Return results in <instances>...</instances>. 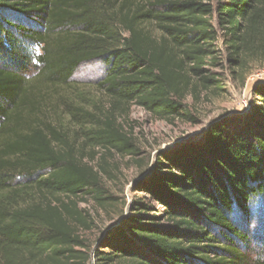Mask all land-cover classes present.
I'll return each mask as SVG.
<instances>
[{"label": "trees", "instance_id": "trees-1", "mask_svg": "<svg viewBox=\"0 0 264 264\" xmlns=\"http://www.w3.org/2000/svg\"><path fill=\"white\" fill-rule=\"evenodd\" d=\"M220 44L228 79L212 71ZM254 56L264 57V0H0V264H264L245 254L232 218L264 202V83L244 116L158 151L137 182L144 195L94 251L80 233L93 220L77 201L113 200L105 157L93 164L99 150L139 153L120 121L130 104L196 123L185 103L192 78L199 93L221 95ZM94 59L106 68V106L74 89L46 103ZM61 112L68 125L48 117Z\"/></svg>", "mask_w": 264, "mask_h": 264}, {"label": "rangeland", "instance_id": "rangeland-1", "mask_svg": "<svg viewBox=\"0 0 264 264\" xmlns=\"http://www.w3.org/2000/svg\"><path fill=\"white\" fill-rule=\"evenodd\" d=\"M31 51L33 55H36L40 52V48L32 45ZM224 55L225 50L220 44L217 56L222 59L217 66L212 68V71L218 73L219 77L228 79L230 67L223 59ZM105 72L106 68L100 59L83 63L73 75L71 85L49 91L46 103L51 106L59 96H71L74 89V91L85 92L106 106L107 97L98 85ZM34 73L35 70L29 76ZM196 83V78H192L185 98V103L192 106L198 118L196 123L178 118L171 121L161 120L138 105L130 104L127 112L120 116V121L125 130L134 138L139 153L136 156L123 157L116 153L106 154L101 150L98 151L93 164H100L101 157H105L106 172L102 173L101 182L106 194L110 195L113 200H108L107 204L101 206L91 196L77 199L78 207L93 220L90 229L80 228L87 247H90L92 251L100 240L127 218L132 201L139 195H144L143 192L136 190L137 182L149 175L158 151L172 150L181 144L198 142L211 122L219 121L229 115L244 116L249 111L256 100L252 87L255 84L264 83V57L248 58L240 79L237 83H232L230 80L224 82L223 85H226L227 89L221 95L207 94L204 91L199 93L198 87L194 90ZM48 117L55 122L67 125L69 122L68 115L63 112L59 115L49 113ZM90 153V149L85 150L84 154L87 159ZM249 211L247 217L236 212L232 214V218L239 222L247 238L245 243L239 242V244L242 245L248 257L264 258V202L260 198L254 199ZM92 263L93 260H90L88 264Z\"/></svg>", "mask_w": 264, "mask_h": 264}]
</instances>
